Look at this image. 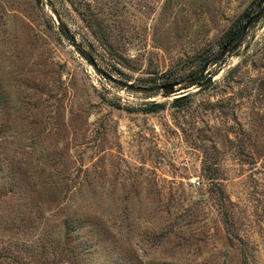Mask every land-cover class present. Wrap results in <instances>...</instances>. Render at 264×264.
<instances>
[{"label": "rangeland", "instance_id": "obj_1", "mask_svg": "<svg viewBox=\"0 0 264 264\" xmlns=\"http://www.w3.org/2000/svg\"><path fill=\"white\" fill-rule=\"evenodd\" d=\"M258 1L0 0V264H241L205 152L264 264V14L207 83L148 79Z\"/></svg>", "mask_w": 264, "mask_h": 264}, {"label": "trees", "instance_id": "obj_2", "mask_svg": "<svg viewBox=\"0 0 264 264\" xmlns=\"http://www.w3.org/2000/svg\"><path fill=\"white\" fill-rule=\"evenodd\" d=\"M260 1H258L255 4L256 10L254 12L256 13L258 12L259 9L258 3ZM252 15L253 12L249 11V9L244 10L240 15V17L234 22H232L229 28L224 32L222 39L220 40V44H222L220 50H217L212 53L203 50L195 58H193L194 60H190V62L192 63L191 65L193 64L195 65L194 68L188 70L187 72L183 71L184 73L177 75L176 72H178L179 70H176V72L174 73H171L170 71L161 73L158 77L163 79V81L159 83L156 82L158 77L154 76V78H148L150 81L154 83V85H156L154 86V88H160L164 94L168 95L176 91L175 90L176 85H174L176 82H179V86L185 85L186 82L192 83V85L193 84L203 85L207 83L210 80V77L217 74L219 70L222 68V65L225 63L223 50L236 49L242 46V44L244 43L246 34L245 32H243L244 24L241 22V17L244 16L245 20L247 21ZM214 64L216 68L214 70H209L208 76H204L203 72L207 70L209 66H212ZM191 65L188 66L190 67ZM146 80L147 79H145V81ZM122 83L124 85H127L126 82H122ZM185 87L188 86H183L182 88ZM137 88L139 90L153 89V88H145L143 86H137ZM181 97L182 96H178L174 98V103L175 104L181 103L180 102L182 100ZM160 107H161L160 105H154L150 109L154 110ZM233 120L235 124H240L235 117L233 118ZM244 132L245 130L242 127H240L239 133H244ZM212 147L216 149V146L214 144ZM205 149L206 148L203 149V153ZM7 170L8 169L5 168L3 164H0V172L2 173L4 171L7 172ZM201 173L214 186L216 207L220 214V218L223 227L225 229L226 236L228 237L232 245H236L238 249L242 251V256L240 257L241 264H251V262L254 261L256 257L254 252H252L254 246L250 242H248V240H245L243 236H241V234L239 233V230L236 228L234 207L222 186V176H220L219 173V163L214 157L208 159L206 152L201 165ZM67 181L69 182V183L67 182V188L70 189L72 185L70 184V182L72 181V179H67Z\"/></svg>", "mask_w": 264, "mask_h": 264}, {"label": "water", "instance_id": "obj_3", "mask_svg": "<svg viewBox=\"0 0 264 264\" xmlns=\"http://www.w3.org/2000/svg\"><path fill=\"white\" fill-rule=\"evenodd\" d=\"M262 3V6H261ZM258 6H261L260 10L253 14L243 25V32L246 30V28L251 24L254 23L258 20V18H260L263 14H264V0H261L258 3ZM226 46V45H225ZM174 85H179V82H176Z\"/></svg>", "mask_w": 264, "mask_h": 264}, {"label": "built area", "instance_id": "obj_4", "mask_svg": "<svg viewBox=\"0 0 264 264\" xmlns=\"http://www.w3.org/2000/svg\"><path fill=\"white\" fill-rule=\"evenodd\" d=\"M188 181L191 185H199L200 184L198 177H191L188 179Z\"/></svg>", "mask_w": 264, "mask_h": 264}, {"label": "flooded vegetation", "instance_id": "obj_5", "mask_svg": "<svg viewBox=\"0 0 264 264\" xmlns=\"http://www.w3.org/2000/svg\"><path fill=\"white\" fill-rule=\"evenodd\" d=\"M261 6H262V4H261ZM260 6H258V8H259Z\"/></svg>", "mask_w": 264, "mask_h": 264}]
</instances>
